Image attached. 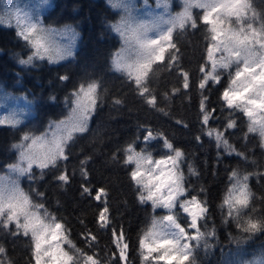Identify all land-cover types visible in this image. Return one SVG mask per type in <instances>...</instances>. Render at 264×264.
Listing matches in <instances>:
<instances>
[{
	"label": "snow or ice",
	"instance_id": "snow-or-ice-1",
	"mask_svg": "<svg viewBox=\"0 0 264 264\" xmlns=\"http://www.w3.org/2000/svg\"><path fill=\"white\" fill-rule=\"evenodd\" d=\"M113 7L122 8L126 15L118 24L112 25L122 40L121 48L113 55L112 69L133 86L147 106L164 112L158 107L155 89L150 87L161 65L182 81L181 87L174 86L171 92H164V98L168 99L182 89L187 95L191 74L182 64L179 37L189 29L195 32L202 28L205 44L197 84L201 129L195 140L202 143L207 137L214 141L218 149H223L218 158L235 155L246 161L247 151L230 143L238 128L235 114L240 113L247 117V130L241 137L245 149L249 134H255L259 137V148L264 151V12H257L251 0H182V10L174 15L169 13L167 17L160 15L151 20H140L132 14L131 0H116ZM164 7L167 11L169 5L165 3ZM194 9L201 12L194 14ZM13 14L20 29L17 35L33 50L27 60H20L21 64L45 57L49 62H58L73 55L70 45L60 47L54 43V30L43 27L38 18L25 13V23L21 25L19 10L9 13V21ZM3 23L5 17L0 16V24ZM221 72L228 73V83L220 95L222 104L218 116V109L208 104L206 90L210 85L220 84ZM68 79L66 75L60 77L62 81ZM100 89L101 83L96 80L80 83L71 93L68 116L50 125L49 131L42 135L25 133L21 142L13 145L18 150V159L8 165L10 175L0 176V232L14 240L27 239L29 264H131V245L123 226L117 225L112 217L108 190L91 186L87 169L90 158L79 162L81 195L100 202L95 223L101 232L109 235L110 251L106 256L95 251L99 247V237L87 228L83 219L79 221L85 225L80 235L88 250L77 247L69 238L67 224L51 214L45 203L34 199L33 192L41 199L45 193L35 189L25 191L20 183L22 177L34 179L35 170L41 178L52 171L57 182L70 183L67 167L61 166L69 160L71 144L78 135L89 132L90 121L101 98ZM114 103L119 105L122 101L115 99ZM225 111L227 117L221 118ZM17 117L18 114L13 112L0 118V125L15 127L21 123ZM176 123L188 127L180 120ZM160 137L168 154L158 159L147 148L137 150L135 144L130 143L122 149L123 164L136 186L139 202L150 205L154 212L157 209L166 211L164 215L154 216L150 226L138 237L141 264H196V248L202 245L207 248L208 237L215 236V230L201 231V221L206 223L208 219L207 201L190 194L186 187L181 168L184 152L162 133ZM142 138L147 145L157 136L148 129ZM113 159H116L115 155ZM190 171L195 174L191 166ZM250 175L252 173L231 171L230 187L221 205L227 208L228 219L234 221L243 234L264 231V216L257 218L249 214L256 211L250 206L253 199L248 183ZM181 213L186 223L182 222ZM234 239L237 243L244 241L243 236ZM0 264H14L3 243H0ZM256 264H264V261Z\"/></svg>",
	"mask_w": 264,
	"mask_h": 264
},
{
	"label": "trees",
	"instance_id": "trees-1",
	"mask_svg": "<svg viewBox=\"0 0 264 264\" xmlns=\"http://www.w3.org/2000/svg\"><path fill=\"white\" fill-rule=\"evenodd\" d=\"M167 13L175 14L182 10V0H168ZM116 0H0V16L5 23L0 24V110L5 114L15 112L21 121L15 127L0 125V176H9L8 165L16 163L18 150L13 147L20 143L25 133L42 135L65 119L71 108V93L80 83L92 80L101 83L98 107L90 121L88 133L78 135L71 144L69 160L61 167H67L71 175L70 183L64 185L54 178L52 171L43 178L35 170L34 179L22 177L21 186L25 191L35 189L45 193L44 198L34 199L45 203L49 212L63 222L70 230V239L77 247L87 249L82 243L80 233L85 225L99 237V247L95 249L103 257L110 251L109 235L101 232L95 220L100 208L99 201L81 195L82 178L80 161L90 158L87 165L89 180L94 188L108 190V204L117 225H122L130 242L129 259L131 264H141L138 251V237L150 226L154 216L166 214L163 209L155 212L150 205L141 204L137 198L136 186L130 181L128 168L123 164L124 149L128 144H135L137 150L147 148L154 158L168 154L163 139L147 145L143 141L145 129L163 134L173 145L184 152L181 168L185 184L190 194L198 195L207 201L208 219L201 231L215 230V236L208 237V247L203 245L195 250L196 264H256L264 261V231L243 234L234 221L226 215L227 208H222L226 190L230 187L229 176L232 170L241 174L252 173L249 188L253 194L251 207L256 211L249 213L254 217L264 216V151L259 144V137L249 134L247 149L241 137L247 130V117L235 114L238 128L230 143L242 151H247L248 159L235 155H220L215 142L205 137L202 143L195 140L200 134L199 100L197 88L200 73L201 53L204 50V30L193 32L191 29L179 37V46L183 52V67L191 74L187 95L180 93L165 99L164 92H171L181 87V79L168 69L160 66L157 76L150 85L158 96V107L164 112L147 106L135 93L133 86L111 66L113 55L122 46V40L112 25L118 24L126 15L122 8L113 7ZM132 14L140 20H151L163 15L156 10L155 0H131ZM257 12H264V0H251ZM19 10L20 23L25 21V13L38 18L43 27L54 30L52 38L60 47L71 46L73 55L58 62L34 59L29 64H21L32 55V48L17 35V17L8 15ZM194 14L201 12L193 10ZM167 14V16H168ZM74 33V35H73ZM156 67V66H154ZM68 76L67 81L60 80ZM228 73L221 72V82L210 85L206 93L208 104L219 109L220 95L227 86ZM190 97V99H189ZM120 99L121 104L114 103ZM167 113V114H165ZM228 112L223 113L227 117ZM180 120L188 127L177 124ZM116 159H113V156ZM191 169L195 170L193 174ZM14 176V174H12ZM182 222L184 215L181 213ZM80 219L85 225L80 224ZM244 237L237 243L235 237ZM0 243L8 250V256L14 264H29L30 253L26 238L14 240L0 232ZM195 242H193L194 244ZM66 247V246H65Z\"/></svg>",
	"mask_w": 264,
	"mask_h": 264
},
{
	"label": "rangeland",
	"instance_id": "rangeland-1",
	"mask_svg": "<svg viewBox=\"0 0 264 264\" xmlns=\"http://www.w3.org/2000/svg\"><path fill=\"white\" fill-rule=\"evenodd\" d=\"M155 3H156V10L158 11V12H161V13H163L164 14V16L165 17H167V11L165 10V7H164V5H165V3H167V4H169V1L168 0H155ZM5 114V111L4 110H0V115H4ZM149 128H147V129H145V130H148ZM151 130V129H150ZM152 131V130H151ZM153 132V134L155 135V136H157V139H155V140H152L151 142H149V143H152V142H154V141H156V140H158V139H162L161 137H160V134L159 133H156V132H154V131H152ZM183 214V213H182ZM190 232H193L194 233V230H189ZM209 238H211V237H209Z\"/></svg>",
	"mask_w": 264,
	"mask_h": 264
}]
</instances>
